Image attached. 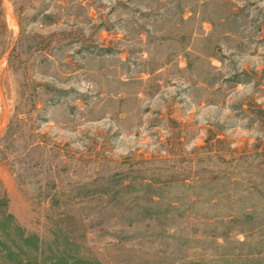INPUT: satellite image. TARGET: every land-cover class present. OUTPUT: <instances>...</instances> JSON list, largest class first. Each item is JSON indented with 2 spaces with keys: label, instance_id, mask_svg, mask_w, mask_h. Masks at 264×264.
<instances>
[{
  "label": "rangeland",
  "instance_id": "rangeland-1",
  "mask_svg": "<svg viewBox=\"0 0 264 264\" xmlns=\"http://www.w3.org/2000/svg\"><path fill=\"white\" fill-rule=\"evenodd\" d=\"M0 225V264H264V0H0Z\"/></svg>",
  "mask_w": 264,
  "mask_h": 264
},
{
  "label": "trees",
  "instance_id": "trees-1",
  "mask_svg": "<svg viewBox=\"0 0 264 264\" xmlns=\"http://www.w3.org/2000/svg\"><path fill=\"white\" fill-rule=\"evenodd\" d=\"M0 228L2 229L3 228V226L2 225H0ZM28 241H29V239H27V238H25L24 239V242L26 243V244H28ZM14 264H36V263H34L33 261H31V260H27V261H22V260H20L19 262H16V263H14ZM54 264H69L65 259H63V258H60V259H57L56 260V263H54Z\"/></svg>",
  "mask_w": 264,
  "mask_h": 264
}]
</instances>
